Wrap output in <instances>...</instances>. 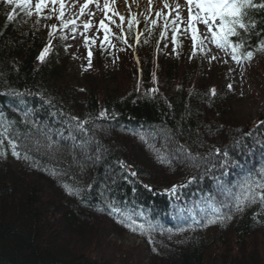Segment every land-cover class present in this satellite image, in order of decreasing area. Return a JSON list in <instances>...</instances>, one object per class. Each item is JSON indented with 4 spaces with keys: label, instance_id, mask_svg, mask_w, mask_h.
Instances as JSON below:
<instances>
[{
    "label": "trees",
    "instance_id": "1",
    "mask_svg": "<svg viewBox=\"0 0 264 264\" xmlns=\"http://www.w3.org/2000/svg\"><path fill=\"white\" fill-rule=\"evenodd\" d=\"M9 14L14 17L12 21L7 19ZM25 17L23 7L0 1V113L3 114L0 120L14 121L13 131L22 134L17 141L19 158L11 154L7 140L0 148L7 152L6 156L0 155V264H99L90 260L88 254L70 253L64 246L47 244L46 238L52 232L60 239L63 236L60 231L64 230L70 234L68 239H75L76 244L83 242L81 246L103 245L109 236L106 233L121 225L110 221L100 223L97 239L85 240L90 229L88 217L98 214L100 209L97 208L102 202L96 194L108 186L115 188L117 198L110 197L106 202L118 207L123 206L121 201L132 199L135 207L141 208L146 199L147 195L144 197L141 190L145 189L146 183L140 179L145 177L139 172L141 169L136 166L138 175L132 177L128 173L132 171L131 166H122V161H116L112 156L111 159L104 157L113 148L125 152L129 141H112L104 130H125L127 127L151 130L153 136H161L162 142L172 138L178 148L184 146V151L175 149V155H171L176 160H186L190 154L203 165L205 158L216 148L228 147L230 163L223 169L239 177L264 167V108L258 113L263 117L260 123L235 108L231 94L222 86L216 87V95L212 96V85L205 83L200 61L193 64L192 71L185 68L180 75L176 64L170 67L168 61H160L154 69L150 58L134 56L122 77L102 68L99 77H91V82L89 77H84L75 83L65 73L55 49L46 54L44 61L37 59L48 40L43 28L38 27L36 17L32 16L30 22L25 21ZM248 19L256 21V32L264 30V10H251ZM256 40L253 35L249 44ZM254 57L257 62L262 61L264 52H256ZM149 89L158 91L149 92ZM102 111L106 113L104 117L100 116ZM70 117L87 121V131H76V122L70 121ZM70 124L76 139L69 141L78 145L92 138L101 149L108 150L104 156L93 155L91 160L74 157L66 152L69 145L65 141L59 142L66 148L57 155L41 154L33 149V140L42 139L37 128L56 140L68 134ZM95 125L99 127L94 128ZM31 132H34L33 137L24 135ZM146 152L138 153L137 158L142 162L148 160ZM26 153L29 159L24 158ZM65 162L71 164L65 165ZM100 163L107 164L113 172L119 171L120 177L115 174L113 179L108 178L102 170L103 165L98 167ZM92 167L97 168L93 173ZM54 170L57 175L53 174ZM230 174L207 183L200 182L206 187L201 196L192 193L198 186L197 179L189 183V178L184 177V183L178 184L183 187H178L170 196V209L162 207L150 214L148 208L144 218L129 207L119 208L128 211L136 221L151 223L158 220L173 227L177 220L192 218V211H199V206H204L202 202L213 196L210 185L221 181L226 182L225 187H230L244 179ZM154 176H158V172ZM127 177L133 180V185H125ZM53 180L54 187L50 186ZM64 184L79 189V195H70ZM122 186L127 190L119 188ZM215 198L221 200L224 197L221 194ZM59 205L70 210L75 206L86 218L81 212L71 210L74 213L62 218L63 228L54 231V224L49 220L55 218L52 208ZM230 226L233 227L231 235L223 237L224 220L205 227L192 225L195 231L186 229L182 238L185 246H168L161 256L157 251L150 252L151 244H148L150 264H264V208L252 205L236 212ZM225 242L229 244L227 249L223 245Z\"/></svg>",
    "mask_w": 264,
    "mask_h": 264
},
{
    "label": "snow or ice",
    "instance_id": "2",
    "mask_svg": "<svg viewBox=\"0 0 264 264\" xmlns=\"http://www.w3.org/2000/svg\"><path fill=\"white\" fill-rule=\"evenodd\" d=\"M4 2L8 5H11L13 4L14 0H4ZM112 2L114 3L115 0H112ZM125 2L127 3V0H125ZM15 3L21 4L30 9L31 0H15ZM90 3L95 4L98 9L100 8V0H85L84 5L80 7L79 13L76 14V18L65 20V12L67 11L65 7V0H36V11L33 13L31 10H28L27 15L29 17L35 14L38 21L39 19L48 20L52 19V14H55V18L60 22L59 25H48L50 29L49 41L45 48L41 51L40 55L37 57L38 60L44 61L46 54L54 47L53 38L58 29L62 30L70 28L71 32L73 33V39H75V33L78 32L76 20L80 19L85 14L89 16V19L87 22L83 23L84 31L80 32V35L84 37L85 46L88 45L90 38L85 35V33L93 27L91 17L94 15V13L88 10V4ZM186 4L188 6L187 21H185L184 17L181 15V6L177 4L175 8H172L166 2V0L164 2V8L169 9V11L167 13H165L163 10L155 12V17L157 19L151 20V24L153 26L158 23V19L160 18L165 21V31H161V37H164L168 28L171 27L172 40L173 44L175 45L177 32L180 31L181 25L186 23L187 27L184 28V32L185 34L191 32L192 56H195L197 52L204 53L205 51H209L207 48L208 42L214 44L218 49L225 51L226 54L230 55L233 61L241 65L245 60L251 61L256 52H264V30L261 32H256V21H249L248 19L249 12L251 10H264V0H262L260 3H257L256 0H186ZM49 5H51V7H49ZM57 5H59V9H57ZM151 5L152 0H149V15H151ZM43 8H49V14L45 15L43 13ZM103 8L105 10V19L115 23V21L112 20V18L108 15V12L111 10L109 9V0H104ZM173 13H175V15H173ZM112 15L119 16L121 23L116 25V27L121 29V35L118 38L124 43H127V40L123 35V23L125 18L114 11ZM13 18L14 17L12 14H9L7 17L9 21H12ZM145 21H148V16H145ZM127 24L129 32L131 31L133 24H139V20L134 19L131 11H129ZM196 24H203L206 31L200 32V30L195 26ZM99 28L104 30V40L100 42V46L103 48L106 42L111 44L110 37L115 34L112 33L108 25L105 24L104 19L100 21ZM146 30L151 33L152 29L147 28ZM253 35L257 37V40L254 44H249V40L252 39ZM60 38L67 39V36L61 35ZM137 42H139V34L137 36ZM92 43H95V38H92ZM145 43H147V41H145ZM112 46L114 47L115 45ZM91 55L92 53L89 51V67L91 66ZM192 56L189 58L191 59ZM217 59H219L217 56H211L209 58V62ZM223 62L225 64L228 63L227 60H224ZM231 70L232 69L230 68L229 71ZM153 78L155 79V73L153 74ZM232 87L233 86L231 84L228 85L229 90H231ZM156 91L158 90L149 89V92ZM210 94L215 96L216 89H210ZM105 115L106 113L104 111L100 113L101 117H104ZM2 116L3 114L0 113V117ZM25 116H27V113ZM70 121L76 122L74 125V129L76 131H87L85 128L87 121L80 120L78 117H70ZM14 124V121H8L6 118L0 120V148H3L4 142L7 140V143L11 148V154L19 158L20 152L17 151V149L20 147V145L17 143V141L20 139L22 134L19 131H13ZM37 131L40 132L42 139L33 140V149L35 151L41 152V154H54L59 150L60 144L58 140H54L51 135L41 128H37ZM24 135L27 137L28 134ZM68 138L73 140L76 139L75 135H73V127L71 124ZM141 139H144V137L141 136ZM235 143L239 142L236 141ZM80 147L83 148L84 145L81 144ZM179 148L181 151L185 150L183 145H180ZM152 150L159 153L157 159L161 163L170 162L162 149H157L155 146H152ZM0 155L6 156L7 152L0 151ZM229 157L230 150L228 147L223 149L216 148L214 152L210 153L209 157L205 158L204 160L205 172L210 173L214 170L225 168L230 163ZM24 158L29 159L27 153L25 154ZM189 159L193 161L194 166H199L200 161L197 157H192L189 154ZM121 165L123 166V162H121ZM208 165H210V167ZM53 174L57 175L55 170L53 171ZM131 175L135 176L136 173L132 172ZM195 179V177H190L188 182L191 183ZM64 187L70 195H79V189H73L69 184H64ZM88 187H91V185ZM145 187L148 186L145 185ZM178 187H183V185H173L170 189H166L165 191L169 193H175ZM220 192L224 197L223 199L217 200L214 196H209L205 202H202L204 206H199V212L203 213L200 219H196L197 214L195 210L192 211L194 224L207 226L209 224L216 223L217 220H230L232 219L231 213L242 212L247 207L252 205H258L259 207L264 208V167L256 172H249V174L245 176L244 179L236 186L225 187L221 185ZM109 208H111L110 214L117 213L123 217V219L119 222L125 223V226L134 232L139 230L141 235H146L148 237V242L150 244L153 243L151 233L156 230L153 224H137V221L132 218L130 213L122 211L114 204H109ZM152 250L156 251L155 248Z\"/></svg>",
    "mask_w": 264,
    "mask_h": 264
},
{
    "label": "rangeland",
    "instance_id": "3",
    "mask_svg": "<svg viewBox=\"0 0 264 264\" xmlns=\"http://www.w3.org/2000/svg\"><path fill=\"white\" fill-rule=\"evenodd\" d=\"M103 2L104 0H100L99 9L95 4H88V10L94 13V15L91 17L93 27L85 33V35L90 38L87 46L84 44V37L80 35V32L84 31L83 23L87 22L89 19L87 14L76 20V26L79 27V34H75V39H73V34H71L69 30H66L63 35H66L67 39H61L59 37L56 42L58 49H60V54L57 57L59 59L62 58V67H65V73H67L69 78L75 83L79 82L84 77H89L88 79L91 82L93 78L99 77L102 68H107V72L113 71L115 76L122 77V75H124V70L128 67V64L130 65V60H132L131 55L133 52H143V56L152 58L151 54L155 49V41L151 46H146L147 43H145V41L148 42V38L150 36L149 34H151L146 29L151 28V32H154L155 35H158L161 31H165V21L162 18L158 19V23L155 26L151 24V20L157 19L155 17L156 11L163 10L165 13L169 11V9L164 8L165 0H152L151 15H149L148 11L149 0H127V3L125 0H115L114 3L112 0H109V9L111 10L108 12V15L115 21V23L105 19ZM166 2L172 8H175V6L179 4L182 9L181 15L184 17L185 21H187L188 6L186 4V0H166ZM84 3L85 0H65V7L67 9L65 12V19H75L76 14L79 13L80 7L84 5ZM35 4L36 0H31L30 9L27 8V11H36ZM49 7H51V5H49ZM56 7L59 9V5ZM47 11H49V8H43L44 14L47 13ZM113 11L119 13L125 18L123 23V35L127 40V43H124L118 38L121 35V29L116 27V25L120 24L121 21L119 16L112 15ZM129 11H131L134 19L139 20V24H133L134 30L137 34H139V36H141V41L138 46L131 43L128 36L129 32L127 21L129 18ZM173 15H175V13H173ZM53 16L55 17V14H53ZM145 16H148L147 22L145 21ZM102 19L105 20V24L108 25L112 33L116 34L119 32L117 35L111 36V44L106 42L103 48L100 46V42L104 40V30L99 28V23ZM54 24H58L57 19H55ZM195 26L200 30V32L206 31L203 24H196ZM186 27V23L181 25L180 31L177 32L178 39L181 41V45H183L180 54L183 58V66L180 62L178 65L181 66H176L177 71L180 74H183L185 68H187L189 72L192 71V66L195 63L196 57H202V61L204 60V62H201L203 67L202 72L206 69L205 73L207 74V76L203 78L205 83L212 82L222 85L225 78H227L226 81H228V85L231 84L233 86L231 91L233 104H235L234 107H238V110L242 113H250L253 117L256 114L257 109L264 107V80H261V83H259L258 79L259 77L264 79V73H262L264 72V60L256 63H254L253 59L251 61L245 60L242 65L237 64L231 59L230 55L226 54L225 51L218 49L211 42H208L207 44L209 51H205L204 53L197 52L195 56H192L191 32L185 34L184 28ZM171 35L172 30L171 28H168L165 36L163 37V41L160 40L158 43V54L161 55L165 61H167L166 59L169 61L171 60L169 63L170 67L173 66V61L177 58V48L176 45L173 44ZM92 38H95L94 49H96L95 53L97 57H105L106 60H101V62L95 64L91 58V66L89 67L90 49L87 48L93 44ZM112 45L115 46L113 47ZM190 56H192L191 59L189 58ZM211 56H217L219 59L209 62V58ZM224 60H227L228 63L225 64L223 62ZM101 64L103 66H100ZM230 68L232 69L231 71H229ZM91 77L93 78L91 79ZM176 169V164H172V170ZM157 170L158 169H156V171ZM164 174H166V172H164ZM96 221L100 222V220ZM99 232V228L95 229L94 233L90 231L88 232L87 230L84 238L88 241L94 240L92 239V236L94 234H98ZM60 233H63V236H61L60 239L59 237H55L56 235L53 236L52 232L50 233L51 235L48 234L49 237L46 238L47 244L50 243L52 246H64L70 253L75 252L77 254V252H79L88 254L90 255L88 256L90 260L99 264H150L152 261L146 250L147 246L143 245L148 242V237L141 234L137 236L136 233L131 230L128 231L125 228H122L121 231L114 229L113 231L106 233V235L108 234L109 236L107 241L104 239L103 245L87 246L84 244V247L81 246L83 242L81 244H76L75 239H68L70 237L68 232L65 231L64 233V230H61ZM41 234L42 237L45 238L44 234ZM159 234L160 230H155L151 233L153 242L158 243L161 241L162 237H160ZM152 245H154V243H152Z\"/></svg>",
    "mask_w": 264,
    "mask_h": 264
},
{
    "label": "bare ground",
    "instance_id": "4",
    "mask_svg": "<svg viewBox=\"0 0 264 264\" xmlns=\"http://www.w3.org/2000/svg\"><path fill=\"white\" fill-rule=\"evenodd\" d=\"M204 87V86H202ZM134 128H136V126H132ZM106 131V133H108V138H110V140H120V141H129L127 142V144L129 145L128 147H126L125 152L121 151L118 148H113L111 151V153L107 156H104V153L108 150H103L101 149V146L98 142H96L95 140L91 139H85L82 143L74 144L71 141H69L71 138L69 137V132L68 134H63L61 135V138H56V140H58L59 142H66V145H69L68 147V151H66L67 153H71L74 157L79 156V158H82L83 160H91V156H96L99 155L100 157H108L109 159L114 158V160H121L123 162V165H129L132 167V171L128 172L131 175L132 172H135L136 175H138L137 171H136V166H138L141 171H139L142 175H145V177H140V179L145 183V185H147L148 187L141 188L142 191H144L145 194H142L144 197L146 196V199L142 201L141 204V208L140 207H135V205L132 203V199H127V201H121L120 203L124 206V207H129L131 208L133 211H135L139 216L141 217H146V210L149 209L150 214L161 209L162 207H165L166 209H170V205L172 203L170 196L173 193H169L167 191H165L166 189H170L173 185H178L180 182H182L183 178H190V177H195L197 179L196 182H198V186H195L192 189V193L198 196H201L203 194H205L206 191V187L201 186V183H207V181H214L215 179H218L220 177H224L226 176V170L224 169H218V170H214L213 172L210 173H206L205 172V165L202 164V162H199V166H194L193 165V161L191 159H189L188 157L186 158V160H176L174 158V156L171 155H175V149H179L178 148V144L176 142V140L170 138L167 141H163L162 142V138L161 136H153L152 131L151 130H145L142 128L137 127L135 129V131L132 130L131 127H127V129L124 130H104ZM34 132H31L27 135V137H33ZM141 136L144 137V139H141ZM63 137V138H62ZM125 140H124V139ZM241 140V139H239ZM238 140V141H239ZM161 141V142H160ZM83 144L84 147L81 148L80 145ZM130 146L132 147L130 149ZM152 146H155V148L157 149H162L164 151V153L167 155L168 160L170 161L169 163H161L158 159L157 156L159 155V153L154 152L152 150ZM66 147L64 146H60L59 150L65 149ZM146 152L147 154V159L144 162L140 161V159L137 158L138 153L142 154L143 150ZM67 150V149H66ZM58 151H56L54 154L57 155ZM78 153V154H77ZM51 154V153H49ZM61 154V153H59ZM53 155V154H51ZM62 155V154H61ZM64 156V155H63ZM66 159H68L67 157H65ZM204 158V157H203ZM65 165H69L71 164L70 162L64 163ZM172 164H176L177 169L176 170H172ZM102 170L104 171L105 174H107L108 178H112L113 179V175L117 174L120 177L119 171L114 170L115 172H113L112 170H110V168L108 167L107 164H103L100 163L98 165V167L102 166ZM210 167V165H208ZM130 169V168H129ZM156 169H158V176H154L155 173L157 172ZM93 170V171H92ZM96 169H91V172L93 173ZM156 171V172H155ZM164 172H166L167 174H164ZM88 175L92 176L91 173L89 172H85ZM223 174V175H222ZM160 175V176H159ZM222 175V176H220ZM134 177V176H132ZM150 181L147 182V181ZM126 184L125 185H133V180L130 177H127V179L125 180ZM225 183H222L221 181H217L215 182L212 186L210 185V189L211 192L213 193V196L215 197H219V195H221L220 192V186L223 185L225 186ZM118 184V183H117ZM87 185V184H86ZM50 186L54 187V180L50 182ZM118 188V187H117ZM122 190H127V188L125 186L119 187ZM116 189L112 188V187H106L104 188V190L100 193V194H96L95 197L100 198V200L102 199V202L99 204V208H97L98 214H94V215H90L88 217L89 221V230L88 232H93L94 230L97 229V227L99 226L100 223H106L107 222H112L114 225L117 224H123L119 221H121L123 219L122 216L117 217L119 214L117 213H113L110 214L111 212V208H109V204H113L110 202H106L108 198L113 197V198H117L116 196ZM182 190V189H181ZM176 192V191H175ZM95 195V194H94ZM62 202V201H61ZM123 206H119L120 208H122ZM71 210L75 211V213H80V209H78L75 206H71ZM116 207H118L116 205ZM55 212V218H51L49 221H52V224H54V226L52 227V230L54 231H58L59 229L63 228L62 227V218L65 219L66 216H69L71 214V211L68 207L66 206H55L54 208H52ZM225 211V210H224ZM74 213V212H73ZM128 213V211H127ZM236 212L231 213L232 215V219L227 220L225 219V228L222 229L221 235L223 237H226L228 235H231V230H232V226H230L231 221L233 220V217L235 216ZM81 215L83 214V216L86 218L85 214L83 212L80 213ZM96 220H100V222H97ZM109 222V223H110ZM51 224V225H52ZM152 224L155 226L156 230H160V234L159 236L162 237L161 241H159L158 243H154V245H152L151 243V247H150V252H154L152 249L155 248L156 251L158 252V255L161 256L163 254V251L166 247L171 246V248H175V246H185L184 243H186L184 241V236H185V232L186 229H188L189 231H195V228H185L182 225H178L176 227V229L174 230V232H171V226L169 225H164L162 224L160 221L158 220H154L152 221ZM183 229V230H181ZM187 230V231H188ZM184 234L182 237H180L179 235ZM92 236V235H91ZM92 239H97L96 234H94L92 236ZM224 248L227 249L229 244L225 242ZM158 256V257H159Z\"/></svg>",
    "mask_w": 264,
    "mask_h": 264
}]
</instances>
